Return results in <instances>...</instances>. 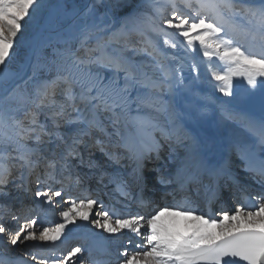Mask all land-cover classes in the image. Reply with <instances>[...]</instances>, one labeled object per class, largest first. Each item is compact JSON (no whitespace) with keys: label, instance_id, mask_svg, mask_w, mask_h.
Here are the masks:
<instances>
[{"label":"snow or ice","instance_id":"snow-or-ice-1","mask_svg":"<svg viewBox=\"0 0 264 264\" xmlns=\"http://www.w3.org/2000/svg\"><path fill=\"white\" fill-rule=\"evenodd\" d=\"M39 7L38 0H0V87L12 79L6 69L21 32V21L25 17L31 18L30 10L34 13ZM148 7L151 14L140 12L136 15L135 35L139 40L133 41L131 34L122 30L105 40L99 35L102 28L85 22L70 40L64 41L65 47H54L47 56L37 51L33 75L28 79H33L39 71L54 72L53 78L42 79L31 92H20V85L11 92L3 87L6 93L3 100L14 102L17 107L0 108V161L3 162L0 163V196L11 195L4 191L12 175L8 161H18L19 168H26L29 173L42 164L44 171L37 176L34 189L25 184L14 186L25 194L31 193L34 200L43 198L42 202L53 204V197H61L62 190H53L42 177L61 184L71 179L70 158L77 159L81 165L94 166L93 161L84 158L85 153L91 154L93 147H98L110 159L118 160L108 145L113 136L120 137L124 143L118 142L112 147H125L131 152L130 138L122 137L120 129L122 124L127 126L129 120L137 133L150 138V130L156 125L141 113L145 108L163 110L157 107L159 94L165 88L172 91V81L176 85L184 83L185 57L193 60L190 70H197L196 57L199 56L206 70L221 82L220 91L227 96L232 95L234 77H243L252 89L258 85L264 89V0L258 3L246 0H151ZM87 11L91 14V5ZM238 17L246 24L238 23ZM248 37L258 43L246 44ZM113 43L122 46L113 48ZM140 56L147 59L137 60ZM221 64L220 70H216ZM105 72L110 73L107 78ZM57 95L63 99L57 100ZM22 109L23 117L18 118L15 113ZM133 112L135 116H132ZM41 116L51 119V127L41 122ZM229 118L237 117L230 115ZM238 118L264 146V120L257 123L242 116ZM61 121L77 126L70 143L55 131ZM109 126L114 129L112 133L107 131ZM93 130L97 134L89 143L84 137L91 136ZM52 136L57 137L63 148L59 152L53 150L51 156L29 146V141L43 144L45 137ZM47 142L55 145V141ZM193 144L190 159L199 168L202 154L213 152L215 145L212 142L196 145L195 141ZM235 148L244 170L252 174L261 188L251 207L247 205L246 186L233 178L227 166L212 172L216 188L207 200V212L193 207L187 195L181 203L163 207L150 216L131 212L125 215L115 208H106L99 199L82 196L78 200L71 199L70 206L60 213L63 223L37 227L36 219L25 217L21 223L22 218L5 205V219L10 217L19 226L13 229L0 222V240L12 246L18 255L0 253V264H75L85 249L75 246L57 256V241H61L67 225L77 220L89 221L90 217H93L91 223L107 233H128L138 238L126 242L133 247L120 253V264H264V147L259 155L248 145H236ZM150 150H158V146L152 145ZM57 177L60 180L57 181ZM75 178L79 180L78 176ZM222 178L232 180L233 196L239 194L243 202L232 211L219 208L214 217L212 207L218 200L217 189ZM110 179L122 201L133 199L125 181L116 177ZM134 179L138 187L142 186L141 176L135 175ZM174 182L181 193L186 192L189 184L196 185L199 195L200 181L196 173L186 179L160 178V183L165 185ZM94 209H97L95 214ZM165 217L171 219L165 222L162 219ZM29 241L46 242L52 255L27 251L25 242Z\"/></svg>","mask_w":264,"mask_h":264},{"label":"bare ground","instance_id":"bare-ground-1","mask_svg":"<svg viewBox=\"0 0 264 264\" xmlns=\"http://www.w3.org/2000/svg\"><path fill=\"white\" fill-rule=\"evenodd\" d=\"M72 1L74 2V0H62L61 3L72 2ZM88 3H95V8L98 17H101L102 19H115L112 24H116V27L118 28L122 26L121 24L122 16L116 13L115 11H112L111 4H109L106 0H88ZM53 9H54L53 12L48 11L44 15H42L40 21V29H42V26H46L49 23V21L53 19V16L56 15L57 5ZM81 23L82 24L85 23V18H76V25H82ZM106 25H99V26L102 27ZM78 28L79 27H75V29ZM29 41H34V37H32V39ZM112 47L114 48L113 45ZM42 50L43 49H40L38 51H42ZM35 63L36 62H28L27 73H30L33 70L32 65ZM17 81L18 79H11L8 81L6 86L9 88L8 90L9 92L15 87ZM181 105L174 102V100L171 97H167L164 101H160V104L157 106V107H162L163 109L160 111V113H158L157 110L155 111V109L143 110L141 115L150 118L156 125L154 129L150 130L151 133L150 138L140 133H137L136 129L132 126L130 120L126 122L127 126L122 124L120 126L121 136L130 138V141L133 146V150L130 152L125 147H112V145H115L118 142L121 144L124 143V141L120 137L113 136L111 140L108 141V145L110 147V150L113 153H115L116 156L119 157L118 160L110 159L108 155H105L102 152H98L95 154V156H92L94 158L88 156V153H86L85 156L90 157V160L94 162V166L89 167L87 166V164H83V165L79 164V161L77 159L70 158L69 163L72 165L71 168L72 178L64 180L62 184L58 182H54L52 180L50 181H52L55 184V186H59L63 191H65V189L67 190V187H69V185L74 184L81 179L84 180L83 182L84 184H82L83 186L81 188L80 186L74 188V192L68 191L66 194L67 199L64 202L61 201L59 197H54L53 201L58 202L57 204L58 207L57 205L54 204L52 205L42 202L43 198H38L39 199L37 201L38 206L42 209L45 208L50 213L46 219L48 220V223L53 221H57V222L64 221V219L62 220V217L60 218L58 214L66 210L70 206L71 199L78 200V198L82 196H91L92 198L98 199L97 195L93 196V191H91L92 187L90 188L91 190H89L88 187L90 184L95 186L97 185V183L99 184L100 188L105 189L104 192H102L99 189L97 191L103 193L101 197L106 208H108L107 201L113 200L114 202L118 203L123 210H125L124 211L125 215L129 212L132 213L133 208H129V209L124 208L125 207L124 205L129 204V202L122 201L120 194L115 190L116 185L111 182L110 178L116 177L122 179L127 183L128 191H131L132 188L136 185L135 184L136 180L134 179V176L135 175L143 176V174L141 173L142 171L141 164L143 165L144 168L148 167L150 164L149 160H151V158L157 160L156 161L158 163L157 166L163 165V168H165L163 174L166 177H173V178L178 177L180 179H186L188 176L192 175L193 173H196L199 179L208 180L214 170L220 169L225 166H227L228 170L233 174L234 177V171L233 169H231L229 165V160H227V158L224 156L222 148L220 150V148H218L217 146H215L213 152L202 154L199 168L194 166L193 161L190 159V150L193 149L194 147L193 142L195 141L196 145H202L204 143L210 142L213 139L212 138L213 133L211 131H206L204 129L203 124L196 122V118L185 115L183 113V106ZM135 115L136 113L133 112L132 116ZM250 120L257 123L261 121V119L259 118L257 119L255 117L250 118ZM105 123L107 124L108 121L105 120ZM76 128L77 126L75 125L74 130H76ZM107 131L109 133H112L114 129L109 126L107 128ZM200 132L202 133V135H199ZM96 134L97 133L93 130L91 132V136L84 137V140L91 143L92 137H95ZM51 139H55V138H51ZM105 139L107 140V138ZM254 141L256 142L257 145L253 144L252 148L259 155L261 153V148L264 146H261L259 144V139L257 140L255 139ZM149 143L151 144L150 146ZM152 145L158 146V150H150ZM51 149L54 150L53 148ZM181 149H184V153L179 161L178 158L176 157H178V155L181 154V152L179 151ZM80 150L82 152L84 151L83 145L80 146ZM40 152L46 154L49 151L42 150ZM176 153L177 155L174 156V158L172 157L169 158V155ZM123 157L125 158L122 164L118 166ZM84 158L85 161L89 159L86 157ZM174 160H178V162H175ZM171 161L175 162L173 168L170 171L166 170L167 168H169V162ZM42 166L36 168L34 171L30 173V175L35 171H38L41 175V173L44 171V168ZM159 170L160 172H162L161 169ZM239 170L241 171V174H239V176L240 175L243 176L244 181L247 184H250L248 180L250 175L252 174L246 172L243 168V165L240 166ZM204 172L206 173V175L204 174ZM99 175L104 176L102 183H101V179H99ZM76 176L79 177V180L75 178ZM42 178L47 181L46 176ZM58 180H60V177H57V181ZM47 184L51 185V183L48 181ZM152 185L156 187L161 185V183L160 181L155 180L154 183H152ZM153 186L151 187V189L153 188ZM41 187H44L45 190H47V187L45 185H41ZM93 190L95 192L96 190L95 187H93ZM88 191H90L89 194ZM23 204H27V202L23 201V203H21L20 209L25 207L27 210L28 204L27 205H23ZM96 210L97 209H94V214ZM19 213L18 215L23 217L29 215V212H24V213L19 212ZM92 219L93 217H90L89 221L77 220L75 223L67 225L64 234L61 236V241H57L58 246L55 249V253L59 255V253L63 252L65 248H68V243L73 242L75 238L81 240L86 239L87 241L84 244L80 245L85 249V252L83 253L84 256H86L87 258L89 257L90 263L100 264L104 262L103 258L105 255L103 254H105V252L107 251V245H109V243L116 245L119 239H122L123 243L127 242L128 240H134L135 238L137 239V237L128 233L110 234L107 233L106 231H104L105 233H103V231H100L99 228L95 226V224L91 223ZM162 219L165 220V222H167L171 218L165 217ZM181 224H183L182 218H181ZM46 226H47V221L45 220H41L37 222V227H46ZM132 247L133 245L126 243V248L131 250ZM120 253L121 252H119L118 254H114L116 256L113 257L111 263L117 261L116 264H120V260H121ZM81 258L82 255L79 257V259H76V262L78 260H81ZM95 261L96 263H94Z\"/></svg>","mask_w":264,"mask_h":264},{"label":"rangeland","instance_id":"rangeland-1","mask_svg":"<svg viewBox=\"0 0 264 264\" xmlns=\"http://www.w3.org/2000/svg\"><path fill=\"white\" fill-rule=\"evenodd\" d=\"M61 1L62 0H38L40 7L37 8L34 13L32 12V10H30L31 18L25 17V19L21 21L22 24L21 32L18 33L17 35L13 49L17 45L22 44L31 34V36L26 42L27 45L28 41L31 40L32 37H34L35 31H39L42 15H44L48 11L53 12L54 10L53 8L56 6L53 4L61 3ZM106 1L109 4H111L112 11H115L119 15L123 14L126 16L125 22L128 29L130 27L136 28L137 13L148 12L149 14H151V9L148 7V4L151 2V0H106ZM246 2L258 3L259 0H246ZM33 7L35 8V5ZM237 22L240 24H246V22L240 19L239 17L237 18ZM245 43L255 45L257 44V41H253L251 37H248ZM65 46H66L65 43L59 45V47H65ZM73 46H75V44H73ZM114 46L121 47L122 45L114 43ZM20 47H24V46H20ZM50 53L51 51L48 50L45 51L42 55L47 56ZM129 55H131V53H129ZM181 55L183 56V53H181ZM10 57L12 58L10 61H13L14 60L13 50L10 53ZM136 59L137 60L147 59V57L140 56V57H136ZM196 61L198 64V69L190 70L189 66L193 63V60L190 57L184 58L183 67H182V74L185 77L184 83L182 85H176L175 81H172L173 83L172 91H168V89L165 88L159 94L160 101H164L167 97H171L174 100V102L178 103L179 105L182 104L181 106H183V113L185 115L196 118V122L203 124L204 129L206 131H211L213 133L212 134L213 139L210 142H212L215 146L220 148V150L222 148L224 156L227 158V160H229V164L231 166L236 165L233 167V170H236L237 168H239V164H241L242 161L240 159V156L237 154L235 146L248 145L252 147L253 144L257 145L254 140L258 139L253 134V132L249 131L244 126V124L238 117L242 116L247 120H250V118H254V117L257 119L259 118L261 120H264V89L259 87V85L257 86V88L252 89L250 86L247 85V82L243 77H234L232 81V95L227 96L220 91L221 82L216 81L214 77L211 75V71L206 70V65L200 61L199 56L196 57ZM220 67H222V64L220 66H217L216 70H220ZM45 74L46 71H43L42 75L44 76ZM109 75L110 73L108 72L104 73V76L106 78ZM35 86H36L35 82L32 84L24 83L23 85L20 86L19 91L31 92ZM3 87H6V84ZM3 87H0V108H16L17 106L14 102L3 100V97L6 95V93L3 90ZM7 89L9 90L8 87ZM61 99L63 98L60 95H57V100H61ZM28 107H31V105H28ZM145 109L147 110L155 109L156 111V108H145ZM68 111L71 112V109L69 108ZM157 112L160 113V111ZM15 114L18 116V118H22L24 114V110L22 109L16 112ZM230 115L236 116L237 118H229ZM41 122H45L49 125V127H51L52 121L50 118L46 120L44 116H41ZM60 123L61 126L58 129H55V131L63 135L64 139L70 143L71 136L76 131L74 130L75 125L65 124L63 121H61ZM199 135H202V133L200 132ZM51 138H55V139H51ZM49 140L55 141V145L48 143L47 141ZM45 141L46 142L43 144H37L34 141H29L28 143L30 147L38 148L39 151L42 150L49 151L48 153L44 154L47 156L52 155L53 150L51 148H53L56 152L60 151L63 148V144L60 143V141L57 139L56 136L45 137ZM57 145L59 147H57ZM179 151L181 152V154L179 153L180 155H178V157L176 158H178V160L180 161V158L184 153V149H181ZM98 152H100L99 148L93 147L91 149V155L88 154V156L90 157L95 156V154ZM176 155L177 153L169 155V158L171 157L174 158V156ZM88 156L85 157L90 159V157ZM124 158L125 157L121 159L118 166L122 164ZM89 159H87V161ZM178 160H174V161L178 162ZM175 162L173 161L169 162V168H167L166 170L170 171L173 168ZM0 163L3 162L0 161ZM18 164L19 162L17 161L15 163L13 162L12 166L8 165L11 169V172L12 171L13 172L10 177L11 182L4 187V191L11 192V195L6 197L0 196V222H4L6 226H9L13 229L19 226L18 223L16 221L11 220L10 217L5 219L4 206L7 205L12 211H14L17 214V216L22 218L20 222L23 223L25 217L18 215V213L24 210V208L19 210V206H21V203L25 201L27 202L28 205L27 204H23V205H27L28 209L31 210L26 218L36 219L37 222L41 220H45L47 221L46 227H54L57 223H63L64 221L62 222L53 221L48 223V220L46 219L50 213L45 208L42 209L38 206L37 201L39 199L37 198L34 200L31 193L25 194L22 189H18L14 186V185L25 184L24 183L25 177L23 178V173H26L27 169L26 168L20 169ZM152 164L155 166L157 162L152 161ZM99 178L101 179V176H99ZM47 181L51 183L53 190H59L58 187L55 186V184L52 181H50V179L47 178ZM35 182L36 180H33V184L30 185V187L33 189L36 187ZM65 194L66 193L62 191V195L59 198L61 200L64 199L65 201ZM53 204L57 205L58 202H54ZM60 213L58 214V216L61 218L62 216L60 215ZM63 219L64 218L62 217V220ZM99 230L105 233L103 229H99ZM25 243L27 245L26 250L29 252L38 253L46 256L52 255V253L49 251L48 247L46 246V242L29 241ZM79 243L82 244V240L75 238L73 242L68 243V248H65V250L63 252H60L59 255L56 253L55 255L61 256L64 253H66L68 250H70L72 247L80 246L81 244ZM122 244L123 243L118 242L115 248L118 247L120 251H123ZM0 253H5L10 256L18 255V253L15 252L12 246L5 245V243L2 240H0ZM83 255L81 260H78L77 262H75V264H85Z\"/></svg>","mask_w":264,"mask_h":264},{"label":"built area","instance_id":"built-area-1","mask_svg":"<svg viewBox=\"0 0 264 264\" xmlns=\"http://www.w3.org/2000/svg\"><path fill=\"white\" fill-rule=\"evenodd\" d=\"M57 5V13L42 29L35 31L34 41H28V45L18 47L14 53V61H10L9 68L17 73L27 72L28 62H36V53L40 49H47L62 39H68V32L75 27L76 18H85V22L92 24L96 20L99 25L113 23L115 19H102L98 17L95 3L88 0H74V2L54 3ZM91 5L92 12L88 13Z\"/></svg>","mask_w":264,"mask_h":264}]
</instances>
